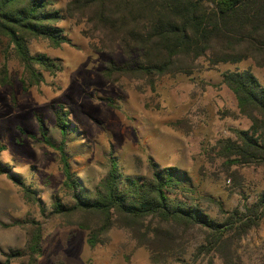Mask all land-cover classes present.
Listing matches in <instances>:
<instances>
[{"label":"rangeland","instance_id":"374dc122","mask_svg":"<svg viewBox=\"0 0 264 264\" xmlns=\"http://www.w3.org/2000/svg\"><path fill=\"white\" fill-rule=\"evenodd\" d=\"M51 1L63 12L59 26L66 42L53 47L37 38L27 48L59 63L53 75L41 72L39 84L24 80L23 88L22 66L0 37V163L34 192L32 199L24 196L0 174V264L9 253L25 251L36 227L40 252L35 264H222L216 254L200 252L206 232L199 227L113 216L107 231L98 233L101 219L96 215L52 214L54 202L70 206L73 200L63 186L58 153L43 143L37 119L55 147L60 134L54 113L65 114L64 151L84 194L92 196L110 158L123 176L144 179L151 177L152 161L160 168L175 167L185 180L181 186L191 190L189 199L222 223L228 212L243 211L264 193V163L230 164L223 154V142L235 139L234 130H249L251 122L238 112L221 73L248 69L264 88V68L249 59L210 66L200 58L188 75L109 79L104 70L127 60L121 49L116 44L102 49L100 33L75 0ZM91 234L97 236L92 247L87 244ZM229 250L237 257L235 264H264V217L232 238ZM7 264H27V257Z\"/></svg>","mask_w":264,"mask_h":264},{"label":"trees","instance_id":"16d2710c","mask_svg":"<svg viewBox=\"0 0 264 264\" xmlns=\"http://www.w3.org/2000/svg\"><path fill=\"white\" fill-rule=\"evenodd\" d=\"M74 3L81 9V15L90 16V22L101 35L102 49L116 44L127 58L118 66L111 63L103 72L106 78L141 75L151 81L153 77L173 73L188 75L200 58L210 66L249 59L254 66L264 68V0H75ZM63 19L61 8H55L51 0H0V37L7 39L22 66L23 88L24 80L36 85L41 81V72L53 75L60 69L53 59L30 54L27 45L37 38L53 47L66 42L59 26ZM1 70L5 72L4 67ZM221 81L234 95L238 112L251 122L249 130H234L235 139L223 142L224 156L230 164H263L264 88L248 69L225 71L221 73ZM5 83L7 78L3 77L2 84ZM62 113L61 110L54 113V125L60 134L55 147L47 141L43 125L37 119L43 143L58 153L63 186L71 192L73 200L70 206L54 202L52 214L96 215L101 219L98 233L107 231L113 216L137 223L150 217L184 229L199 227L206 232L200 252L216 254L222 264H235L233 260L237 257L229 250L230 242L264 217V193L255 203L243 206V211L234 208L222 223H217L189 199L191 190L181 186L185 180L175 167L160 168L149 161L150 179L125 177L110 158L105 177L92 196H88L70 172L64 151L69 125ZM0 174L19 187L24 196L34 197V192L7 165L0 163ZM95 243L97 236L91 234L87 244L92 247ZM39 252L40 229L36 227L25 251L9 253L1 264L23 256L27 257V264H35Z\"/></svg>","mask_w":264,"mask_h":264}]
</instances>
